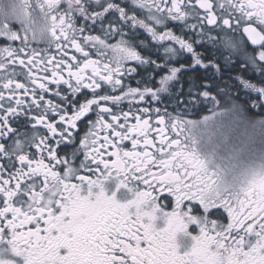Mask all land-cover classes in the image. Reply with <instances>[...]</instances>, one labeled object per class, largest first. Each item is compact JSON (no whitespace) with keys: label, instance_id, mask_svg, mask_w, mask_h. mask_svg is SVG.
I'll use <instances>...</instances> for the list:
<instances>
[{"label":"snow or ice","instance_id":"1","mask_svg":"<svg viewBox=\"0 0 264 264\" xmlns=\"http://www.w3.org/2000/svg\"><path fill=\"white\" fill-rule=\"evenodd\" d=\"M0 264H264V0H0Z\"/></svg>","mask_w":264,"mask_h":264}]
</instances>
